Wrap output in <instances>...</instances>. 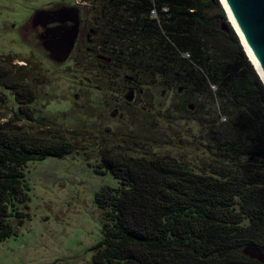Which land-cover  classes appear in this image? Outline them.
<instances>
[{
	"label": "rangeland",
	"instance_id": "374dc122",
	"mask_svg": "<svg viewBox=\"0 0 264 264\" xmlns=\"http://www.w3.org/2000/svg\"><path fill=\"white\" fill-rule=\"evenodd\" d=\"M118 15L126 14L106 0H0V72L6 74L0 77V123L8 121L11 132L34 143L61 139L74 147L25 164L28 217L11 223L14 234L0 241V264H88L104 219L95 195L119 188L97 168L103 153L168 155L197 173L237 171L216 154L231 128L215 87L209 86L211 97L197 95L198 108H176L180 89L130 71L128 28ZM65 34L67 43L59 39L52 47L51 38ZM212 46L236 56L231 41L213 40ZM12 81L32 88L31 119L20 114L12 121L17 103L4 86ZM227 105L228 112L241 113Z\"/></svg>",
	"mask_w": 264,
	"mask_h": 264
},
{
	"label": "trees",
	"instance_id": "16d2710c",
	"mask_svg": "<svg viewBox=\"0 0 264 264\" xmlns=\"http://www.w3.org/2000/svg\"><path fill=\"white\" fill-rule=\"evenodd\" d=\"M106 1L126 14L116 18L128 28L130 71L180 89L176 108H198L197 95L211 97L209 86L215 87L212 94L223 101L231 128L216 143V154L237 171L197 173L168 155L101 154L97 168L109 172L119 188L95 195L104 219L88 264H260L242 250L253 245L264 252V87L218 1ZM213 40L231 41L236 56L219 54ZM4 86L17 103L12 121L20 114L31 119L32 88L15 81ZM227 102L241 113L228 112ZM6 122L0 123V241L14 234L11 223L28 217L25 164L74 151L66 140L28 141Z\"/></svg>",
	"mask_w": 264,
	"mask_h": 264
},
{
	"label": "water",
	"instance_id": "95a60500",
	"mask_svg": "<svg viewBox=\"0 0 264 264\" xmlns=\"http://www.w3.org/2000/svg\"><path fill=\"white\" fill-rule=\"evenodd\" d=\"M218 1L221 4L220 0ZM223 2L254 65L251 63L249 58L248 60L261 84L264 86V0H223ZM228 22L234 30V27L229 19ZM76 30L77 28L75 27V34ZM234 32L236 33L235 30ZM51 39L54 40L51 44L52 47L56 41H59V39L64 43V45L69 40L68 34L63 35L58 39ZM130 91H132V89H130ZM242 252L248 258L256 260L260 264H264V252H262L259 248L253 245H248L243 248Z\"/></svg>",
	"mask_w": 264,
	"mask_h": 264
},
{
	"label": "bare ground",
	"instance_id": "6f19581e",
	"mask_svg": "<svg viewBox=\"0 0 264 264\" xmlns=\"http://www.w3.org/2000/svg\"><path fill=\"white\" fill-rule=\"evenodd\" d=\"M220 2H221V5H222L223 9H224L225 12H226V15H227L228 19L230 20L231 24L233 25L234 30L236 31V35L238 36V38H239L241 44L243 45V48H244L245 53L247 54L248 58L250 59L251 63L253 64V62H252V60H251V58H250V56H249V53H248V51H247V49H246V47H245V44H244L243 40L241 39L239 33H238L237 30H236V28H235V26H234V24H233V21H232L230 15H229V13H228V11H227V9H226V6H225L223 0H220ZM253 65H254V64H253ZM254 67H255V66H254ZM255 69H256V67H255ZM256 71H257V69H256ZM257 73L259 74L258 71H257ZM259 76H260V74H259ZM260 78H261V76H260ZM261 79H262V78H261ZM262 81H263V79H262ZM263 82H264V81H263Z\"/></svg>",
	"mask_w": 264,
	"mask_h": 264
}]
</instances>
